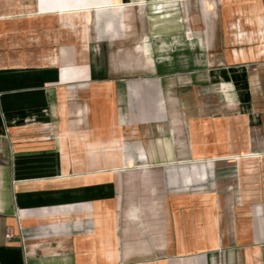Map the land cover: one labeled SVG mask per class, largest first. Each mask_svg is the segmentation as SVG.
Listing matches in <instances>:
<instances>
[{"label": "crops", "instance_id": "obj_1", "mask_svg": "<svg viewBox=\"0 0 264 264\" xmlns=\"http://www.w3.org/2000/svg\"><path fill=\"white\" fill-rule=\"evenodd\" d=\"M0 264H264V0H0Z\"/></svg>", "mask_w": 264, "mask_h": 264}, {"label": "rangeland", "instance_id": "obj_2", "mask_svg": "<svg viewBox=\"0 0 264 264\" xmlns=\"http://www.w3.org/2000/svg\"><path fill=\"white\" fill-rule=\"evenodd\" d=\"M182 4H183V3H182ZM182 6H183V7L186 6V9H184V10H190V9H189V3H187V4H183ZM149 8H150L149 10H151V13H154L155 10H156L154 4H153V5L151 4V5L149 6ZM178 8H179V7H178ZM193 9H194V10H199L198 7H197V4H195V5L193 6ZM188 15H189V13L186 15L187 20L189 19ZM138 22H141V18H138ZM156 65H157V64H156Z\"/></svg>", "mask_w": 264, "mask_h": 264}, {"label": "built area", "instance_id": "obj_3", "mask_svg": "<svg viewBox=\"0 0 264 264\" xmlns=\"http://www.w3.org/2000/svg\"><path fill=\"white\" fill-rule=\"evenodd\" d=\"M13 237H14L13 233H11L10 231H8L7 234H6V239L7 240H11V239H13Z\"/></svg>", "mask_w": 264, "mask_h": 264}]
</instances>
